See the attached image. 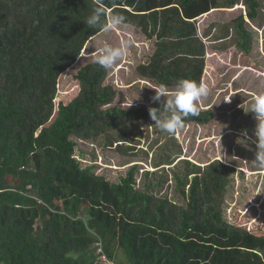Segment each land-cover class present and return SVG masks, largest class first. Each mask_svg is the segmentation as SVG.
Wrapping results in <instances>:
<instances>
[{
  "label": "trees",
  "instance_id": "16d2710c",
  "mask_svg": "<svg viewBox=\"0 0 264 264\" xmlns=\"http://www.w3.org/2000/svg\"><path fill=\"white\" fill-rule=\"evenodd\" d=\"M96 3L0 0V55L9 52L0 73V264H106L103 256L112 264H264V235L225 219L223 194L215 197L225 181L212 187L213 163L212 173L200 174L175 134L155 126L148 110L158 102L112 106L110 71L90 61L76 67L80 91L54 117L60 77L104 32L84 23ZM103 5L153 43L135 65L138 80L169 92L180 79L202 82L209 49L250 54L255 35H264L262 0ZM238 9L246 13L200 27L204 16ZM205 106L184 125L209 124L215 115ZM87 142L131 161L111 179L97 172ZM226 169L225 177L233 171Z\"/></svg>",
  "mask_w": 264,
  "mask_h": 264
},
{
  "label": "rangeland",
  "instance_id": "374dc122",
  "mask_svg": "<svg viewBox=\"0 0 264 264\" xmlns=\"http://www.w3.org/2000/svg\"><path fill=\"white\" fill-rule=\"evenodd\" d=\"M241 13L246 12L244 9L213 12L202 17L199 24L201 28H209L214 21L226 23ZM137 33L139 34L137 30L125 32L113 28L98 35L87 45L86 50L82 51L78 66L65 72L59 79L58 93L54 100V117L59 103H70L80 91L79 83L75 80L79 69L76 67L96 61L98 50L104 41L114 46L130 41L126 55L109 70L105 81V84L114 86L118 91L112 106L129 108L157 103L152 100L155 87L148 82L139 81L134 70L135 65L145 60L154 49L152 42H147L144 36ZM263 41L264 35L260 31L253 39L250 54L241 53L235 48L226 52L212 49L207 51L202 83L208 86L209 95L197 105L212 107L215 117L207 125L188 124L175 133L184 156L200 166V174L206 176L207 172L212 173L208 165L213 163L215 173L211 178L217 180L211 182L212 187H218V184L225 181L224 191L215 192L218 202L220 200L217 193L223 194L225 219L236 227L260 235H264V168L250 165L255 160L257 151V138L254 135L257 121L250 110L254 97L264 93V57L260 56L264 54ZM8 58L9 52L4 50V54L0 55V73L4 71ZM241 140L244 141L243 144ZM146 144H143L145 149ZM84 150L96 153L97 172L107 177L111 175V179H116L122 169L127 167L123 165L131 161L129 157L101 150L90 142L86 143ZM139 159L144 160L143 157ZM224 165L233 169L227 177L225 175L228 171L227 167H222ZM9 182L12 187H16L15 179L9 177Z\"/></svg>",
  "mask_w": 264,
  "mask_h": 264
},
{
  "label": "clouds",
  "instance_id": "9594fccd",
  "mask_svg": "<svg viewBox=\"0 0 264 264\" xmlns=\"http://www.w3.org/2000/svg\"><path fill=\"white\" fill-rule=\"evenodd\" d=\"M84 23L90 29L104 32H108L113 28L128 32L134 28V25L122 13L113 12L108 15L103 0H97ZM129 44L130 41H125L119 46H114L104 41L98 50L96 63L105 70L112 69L126 55ZM154 91L155 95L152 100L158 102L160 107L149 108L150 118L159 130L170 135H174L184 127L186 117L199 114L198 102L209 95V88L205 83H197L191 79H180L175 85V90L171 92L164 85L154 88ZM250 112L254 114L257 121L254 133L257 138V151L255 160L250 165L264 168V93L254 97ZM241 141L243 144L244 141ZM241 141L239 142L241 143Z\"/></svg>",
  "mask_w": 264,
  "mask_h": 264
},
{
  "label": "built area",
  "instance_id": "2783aa9c",
  "mask_svg": "<svg viewBox=\"0 0 264 264\" xmlns=\"http://www.w3.org/2000/svg\"><path fill=\"white\" fill-rule=\"evenodd\" d=\"M101 262L106 263V264H112V262L108 261L105 256L102 257Z\"/></svg>",
  "mask_w": 264,
  "mask_h": 264
}]
</instances>
